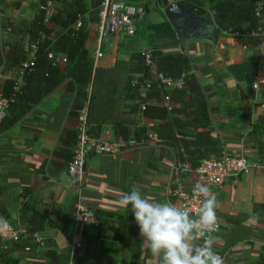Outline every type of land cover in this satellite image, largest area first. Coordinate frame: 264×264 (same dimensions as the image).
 Segmentation results:
<instances>
[{
  "label": "crops",
  "instance_id": "1",
  "mask_svg": "<svg viewBox=\"0 0 264 264\" xmlns=\"http://www.w3.org/2000/svg\"><path fill=\"white\" fill-rule=\"evenodd\" d=\"M36 1L4 0L0 4V51L7 38L3 24L30 21ZM128 2L131 7L144 6L140 0ZM150 3L153 9L148 6L150 11L144 16L148 28L167 22L162 4L156 0H149ZM92 29L86 44L90 56L98 39L97 27ZM150 37L147 29L145 44L115 37H108L101 44L103 59L96 71L88 120L91 131L101 140H118L115 126L123 116H130L155 135L150 128L157 122L142 119L132 111L138 102L123 96L131 75L130 58L150 51ZM176 39L155 47L188 57L205 95L207 130L216 135L220 155H245L251 166L248 174L231 180L221 190L212 188L220 224L219 232L213 235V250L225 264H264V67L252 83H257V90L234 77L229 69L249 62L262 65L257 58L261 46L243 49L241 41L233 37L218 43L211 39ZM8 75L11 74L0 68V83ZM151 78L156 79V75ZM68 84V80L60 84L18 123L0 133V215L24 230L19 243L25 241L30 220H46L39 233L32 235V239L42 240L40 247L28 251L19 249V245L15 249L4 247V259H11L14 264L46 263L45 253L52 251L56 264H72L74 255L98 264H162L140 236L131 206L123 208L119 201L124 193L136 188L142 196L181 207L174 191L178 187L188 191L194 180L193 173L180 161L181 144L172 147L167 142H153L137 149H123L115 156L89 155L83 196L98 226L75 229L72 217L76 198L66 165L76 142L77 117L73 109L75 94L68 92ZM192 110L188 107L185 112ZM180 117L194 119L183 114ZM129 130L132 133L134 127ZM188 133L195 134L196 130L185 129L184 134ZM254 213L261 217L258 221L250 218ZM198 242L202 243L203 238Z\"/></svg>",
  "mask_w": 264,
  "mask_h": 264
},
{
  "label": "trees",
  "instance_id": "2",
  "mask_svg": "<svg viewBox=\"0 0 264 264\" xmlns=\"http://www.w3.org/2000/svg\"><path fill=\"white\" fill-rule=\"evenodd\" d=\"M3 1L0 0V4ZM156 1L162 4V0ZM175 1L196 16L202 17L208 12L211 14L216 25L211 41L218 43L222 39L233 37L240 40L246 49H255L264 42L263 37L254 35L258 29H264V0ZM101 3L102 0H37L30 21H8L3 24V33L7 38L1 46L0 68L11 75L0 83V98L8 102L7 111L0 121V133L13 127L44 97L67 80L70 83L67 85L68 92L75 94V116L78 117V112L88 101L89 120L97 69H93L92 55H89L86 44L93 32L92 26H96L98 32ZM148 30L151 31V64L146 65L141 52L131 56V75L123 89V96L138 102L132 111L142 119L157 122V125L150 128L155 135H150L146 126H139L130 116H123L118 121L115 134L123 142L134 140L141 146L153 142H167L172 147L176 143L181 144L180 161L193 171L201 161L221 154L216 135L207 130L209 124L205 116V95L186 55L165 52L155 47L159 43L177 41L169 23L153 25ZM58 58L60 62H56ZM156 64L159 65L158 69L155 68ZM261 66L264 67V62L262 65L249 62L239 66L232 65L229 69L234 77L246 81L251 88ZM133 74H140L141 77L134 78ZM159 74L180 82V88L165 89L158 80L151 78V75ZM140 105H144V110H141ZM188 107H193L194 110L185 112ZM182 114L184 117L194 116V119L186 120L180 117ZM131 126L134 127L132 133L129 130ZM189 128L195 129L196 133L184 134L185 129ZM71 156L72 154L69 155L68 163ZM45 221L44 217L30 220L31 227L26 228L23 243H19L22 236L17 242L0 241V264H14L11 259H4L7 257L4 247L15 249L19 245L18 248L24 250L40 247L32 239V235L39 233ZM9 224L15 226L14 222L10 221ZM44 257L47 259L46 263L35 264H56L52 251H46ZM72 264L98 263L74 255Z\"/></svg>",
  "mask_w": 264,
  "mask_h": 264
},
{
  "label": "built area",
  "instance_id": "3",
  "mask_svg": "<svg viewBox=\"0 0 264 264\" xmlns=\"http://www.w3.org/2000/svg\"><path fill=\"white\" fill-rule=\"evenodd\" d=\"M50 3H48V7ZM145 8L142 6L131 7L128 0H102L99 12V27L97 46L92 54L93 69H97L103 59L101 44L108 37L117 39L134 38L142 20L145 16ZM254 35L264 38V29H258ZM243 49L246 47L242 46ZM146 65L151 64L150 53L148 51L141 52ZM257 58L260 62H264V42L257 51ZM163 86L166 88H180L181 83L164 78L161 74L156 76ZM257 90L258 85H252ZM8 102L0 98V120L7 111ZM88 106L87 101L78 112L76 125V142L72 150L71 160L66 167V172L71 178V187L76 198L75 211L72 217L74 228L95 229L98 226L97 220L93 212L85 203L83 189L87 175V159L89 155L95 156H115L123 149L141 148L134 140L123 142L118 139L116 142L101 140L94 134L88 124ZM144 110V106H141ZM251 166L245 155L231 156L222 154L219 157H212L200 162L198 167L191 171L194 176L193 184L188 191L178 187L174 191V195L181 201V207H187L190 212L195 215L200 207L201 198L193 192V186L196 182L206 184L210 190H221L231 180L248 174ZM213 192V191H212ZM214 193V192H213ZM220 224L218 221V233ZM25 232L20 226H11L6 233L0 234L1 243L17 242ZM35 241L41 244L39 237H34ZM25 251H28L26 249Z\"/></svg>",
  "mask_w": 264,
  "mask_h": 264
},
{
  "label": "clouds",
  "instance_id": "4",
  "mask_svg": "<svg viewBox=\"0 0 264 264\" xmlns=\"http://www.w3.org/2000/svg\"><path fill=\"white\" fill-rule=\"evenodd\" d=\"M193 192L201 198L195 215L187 207L142 196L136 188L124 193L119 204L123 208L131 206L140 236L162 264H225L213 250L216 237L212 234L218 224L216 194L201 182L194 184ZM250 218L258 221L261 217L254 213ZM9 228L8 219L0 215V234ZM201 238L203 242L199 243Z\"/></svg>",
  "mask_w": 264,
  "mask_h": 264
},
{
  "label": "water",
  "instance_id": "5",
  "mask_svg": "<svg viewBox=\"0 0 264 264\" xmlns=\"http://www.w3.org/2000/svg\"><path fill=\"white\" fill-rule=\"evenodd\" d=\"M163 13L178 39H211L216 30L211 14L194 15L183 8L178 1L162 0Z\"/></svg>",
  "mask_w": 264,
  "mask_h": 264
},
{
  "label": "rangeland",
  "instance_id": "6",
  "mask_svg": "<svg viewBox=\"0 0 264 264\" xmlns=\"http://www.w3.org/2000/svg\"><path fill=\"white\" fill-rule=\"evenodd\" d=\"M148 1L149 0H140V3L144 5L143 7L145 8V10L148 9V6H149V8L153 9V6H152L151 3H150V5H148ZM149 11H150V9H148L146 11V13L148 14ZM146 18L147 17H145L144 21H142V24H141L140 28L138 29V31L136 32L135 37L132 38V39H129V40L134 41V42H138V43L139 42L140 43H144V44L147 43V39L146 38H147V29H148V26H147L148 23L147 22L148 21H147ZM124 40H128V39H124ZM147 51H148V49H147Z\"/></svg>",
  "mask_w": 264,
  "mask_h": 264
}]
</instances>
